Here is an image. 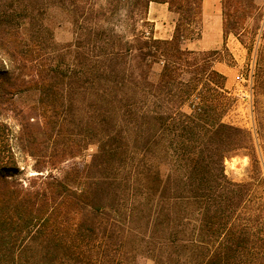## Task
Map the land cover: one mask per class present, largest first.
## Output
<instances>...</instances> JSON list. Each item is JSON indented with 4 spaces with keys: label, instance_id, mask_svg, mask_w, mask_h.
<instances>
[{
    "label": "trees",
    "instance_id": "1",
    "mask_svg": "<svg viewBox=\"0 0 264 264\" xmlns=\"http://www.w3.org/2000/svg\"><path fill=\"white\" fill-rule=\"evenodd\" d=\"M151 3L177 15L171 39L138 31ZM235 3L223 33L245 46ZM202 25L203 0H0V264H264V197L225 167L253 134L224 121L218 51L183 47ZM22 159L62 177L22 181Z\"/></svg>",
    "mask_w": 264,
    "mask_h": 264
},
{
    "label": "rangeland",
    "instance_id": "2",
    "mask_svg": "<svg viewBox=\"0 0 264 264\" xmlns=\"http://www.w3.org/2000/svg\"><path fill=\"white\" fill-rule=\"evenodd\" d=\"M159 7L160 10L155 14L152 12V16L155 15L153 19L150 20L146 14L145 19L138 22L139 32L153 36L157 24L160 36L167 38L171 33L173 35L177 15L170 14L167 5L165 8ZM235 8L240 10L243 18L241 38L246 43L245 46L233 34L224 37L222 4L221 0H217L207 3L205 12L208 15L203 14L201 38L188 41L183 47L198 52L218 51L214 58V68L225 75L226 88L236 98L234 107L224 121L253 134L250 150H243L225 161L226 175L234 182L249 184L257 199L264 197V83L258 84V79L253 78V72L255 59L258 56L260 58V55L264 57V0H236ZM46 24L59 45L73 41L71 19L61 8L49 9ZM155 71H160L159 65L155 66ZM95 151L96 147L90 146L79 160L89 161ZM254 165H257V171L254 170ZM33 166V160L22 159L17 177L25 182L32 176L51 172L62 177V166L44 173H38ZM140 264L154 263L143 260Z\"/></svg>",
    "mask_w": 264,
    "mask_h": 264
},
{
    "label": "crops",
    "instance_id": "3",
    "mask_svg": "<svg viewBox=\"0 0 264 264\" xmlns=\"http://www.w3.org/2000/svg\"><path fill=\"white\" fill-rule=\"evenodd\" d=\"M211 1L217 2V0H203V14H204V15H208V14H206V12H205V8H206V6H207V3H208V2H211ZM218 2H220V0H218ZM159 6H162V7L165 8L166 5H165V4H157V5H153V3L150 5V7H149V13H148V18H149L150 20H151L152 17L155 16V15L152 16V12L154 11V14H155L156 11L160 10V7H159ZM167 9H168V7H167ZM168 11H169V10H168ZM169 13L172 14V12H170V11H169ZM152 19H153V18H152ZM154 22H155V21H154ZM157 30H158V26H157V24H156V29H155L154 34H153L154 38H156V39H170V38H171L172 33H171L170 36H168L167 38H165V37L160 36Z\"/></svg>",
    "mask_w": 264,
    "mask_h": 264
}]
</instances>
